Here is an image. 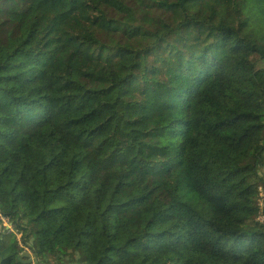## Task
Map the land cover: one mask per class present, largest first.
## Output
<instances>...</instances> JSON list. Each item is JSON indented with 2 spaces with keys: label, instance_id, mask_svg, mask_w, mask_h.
Instances as JSON below:
<instances>
[{
  "label": "trees",
  "instance_id": "16d2710c",
  "mask_svg": "<svg viewBox=\"0 0 264 264\" xmlns=\"http://www.w3.org/2000/svg\"><path fill=\"white\" fill-rule=\"evenodd\" d=\"M33 10L0 0V264H264V0H82L50 45Z\"/></svg>",
  "mask_w": 264,
  "mask_h": 264
},
{
  "label": "rangeland",
  "instance_id": "374dc122",
  "mask_svg": "<svg viewBox=\"0 0 264 264\" xmlns=\"http://www.w3.org/2000/svg\"><path fill=\"white\" fill-rule=\"evenodd\" d=\"M70 10L71 13L69 14L68 12ZM34 16L38 17V29L42 33L44 41L49 45L55 41L66 42V30L75 32L76 30L80 31L86 26L82 18V0H56L54 2L34 0L33 13L25 17H20V21L28 23ZM24 61L17 59L15 61L17 66L13 67V71H18L20 64ZM0 220L1 230L6 225L7 219H3L0 216ZM28 251L26 249V253Z\"/></svg>",
  "mask_w": 264,
  "mask_h": 264
},
{
  "label": "water",
  "instance_id": "95a60500",
  "mask_svg": "<svg viewBox=\"0 0 264 264\" xmlns=\"http://www.w3.org/2000/svg\"><path fill=\"white\" fill-rule=\"evenodd\" d=\"M24 257L28 258V260L26 262H24L25 264H31L32 259H31V255L28 253L23 254Z\"/></svg>",
  "mask_w": 264,
  "mask_h": 264
},
{
  "label": "built area",
  "instance_id": "2783aa9c",
  "mask_svg": "<svg viewBox=\"0 0 264 264\" xmlns=\"http://www.w3.org/2000/svg\"><path fill=\"white\" fill-rule=\"evenodd\" d=\"M3 219H4V218H3ZM5 226H6V228H7V229H9V228H10V227H9L8 220H7V222H6V225H5Z\"/></svg>",
  "mask_w": 264,
  "mask_h": 264
}]
</instances>
